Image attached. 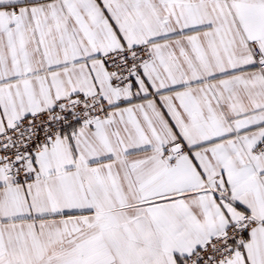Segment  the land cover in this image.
<instances>
[{"label":"snow or ice","instance_id":"obj_1","mask_svg":"<svg viewBox=\"0 0 264 264\" xmlns=\"http://www.w3.org/2000/svg\"><path fill=\"white\" fill-rule=\"evenodd\" d=\"M0 264H264V0H0Z\"/></svg>","mask_w":264,"mask_h":264}]
</instances>
